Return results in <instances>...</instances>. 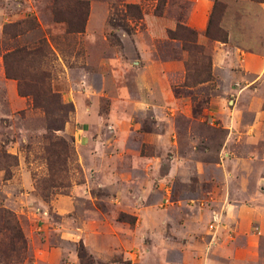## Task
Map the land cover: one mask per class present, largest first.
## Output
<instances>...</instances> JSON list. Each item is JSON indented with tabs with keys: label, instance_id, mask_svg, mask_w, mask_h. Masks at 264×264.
<instances>
[{
	"label": "rangeland",
	"instance_id": "1",
	"mask_svg": "<svg viewBox=\"0 0 264 264\" xmlns=\"http://www.w3.org/2000/svg\"><path fill=\"white\" fill-rule=\"evenodd\" d=\"M0 264H264V0H0Z\"/></svg>",
	"mask_w": 264,
	"mask_h": 264
},
{
	"label": "trees",
	"instance_id": "2",
	"mask_svg": "<svg viewBox=\"0 0 264 264\" xmlns=\"http://www.w3.org/2000/svg\"><path fill=\"white\" fill-rule=\"evenodd\" d=\"M159 2H160V4H164V1L165 0H158ZM159 4V3H158ZM158 4L154 7V9H153V13L154 14H159L160 12H161V10H160V8H159V6H158ZM134 5L132 4V5H126V8L128 9V10H133V7ZM215 7H216V2H214V4H213V6H212V10H211V12H210V15H209V20H208V23H207V26H206V30H205V33H206V35L207 36H209V37H216L217 39H219V40H221V41H225V36H222V37H220V36H213L211 33H210V31H209V26H210V22H211V18H212V16H213V12H214V10H215ZM185 29H187V30H189V32H190V34H195V32H194V30H192V29H189V28H185ZM70 31H74V32H80V31H82V23L81 24H79V26H77L76 28H74L73 30H70ZM168 35H170L171 37H175L176 35L174 34V31H172V30H168ZM191 38H193V37H191ZM191 38H189V39H191ZM180 39H182L183 40V38H180ZM195 39V38H194ZM184 40H185V38H184ZM183 40V41H184ZM184 43L186 44V42L184 41ZM187 47V46H186ZM37 48H30V49H27L26 47H20V48H17V49H15L14 51H10V52H6L4 55H3V59H4V63H5V58L7 59V57L9 56V55H11V54H17V53H22V52H24L25 54H29V55H33V54H35L36 52H37ZM5 71H6V75H12V74H10L9 73V70H8V67H7V62H6V67H5ZM13 75H15V76H13L14 78H17L18 80H20L21 79V76H19V75H17V74H13ZM18 93L19 94H21V95H29L30 97H31V102L33 103V105L36 107V106H40V104H38V102H37V100H36V96H37V94H35V92H33V91H31V90H29V91H22L21 89H20V82H18ZM50 95V94H49ZM51 96H52V98L54 99V102L55 103H57V107H55V109H56V111L58 110V108H59V103H60V99H59V97L56 95V94H51ZM41 107H43V106H41ZM44 109H46L45 107H43ZM46 111V113H49V111H47V110H45ZM46 125H47V128L48 129H51V130H58V129H60L61 127H62V120H61V118H60V116L58 117V118H56V119H51V120H48V121H46ZM14 227V226H13ZM15 231H16V229H15ZM13 235V234H12ZM16 236L19 238V239H21V241H22V237H21V235H20V233L18 232V230L16 231Z\"/></svg>",
	"mask_w": 264,
	"mask_h": 264
},
{
	"label": "crops",
	"instance_id": "3",
	"mask_svg": "<svg viewBox=\"0 0 264 264\" xmlns=\"http://www.w3.org/2000/svg\"><path fill=\"white\" fill-rule=\"evenodd\" d=\"M193 21H194V20H191V18H189V22H188V23H189L190 25H193Z\"/></svg>",
	"mask_w": 264,
	"mask_h": 264
},
{
	"label": "built area",
	"instance_id": "4",
	"mask_svg": "<svg viewBox=\"0 0 264 264\" xmlns=\"http://www.w3.org/2000/svg\"><path fill=\"white\" fill-rule=\"evenodd\" d=\"M213 224H210L209 227H212Z\"/></svg>",
	"mask_w": 264,
	"mask_h": 264
}]
</instances>
